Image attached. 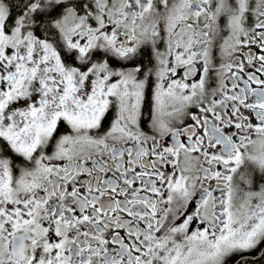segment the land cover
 Returning a JSON list of instances; mask_svg holds the SVG:
<instances>
[{
  "label": "snow or ice",
  "instance_id": "6c2138e0",
  "mask_svg": "<svg viewBox=\"0 0 264 264\" xmlns=\"http://www.w3.org/2000/svg\"><path fill=\"white\" fill-rule=\"evenodd\" d=\"M0 264H264V0H0Z\"/></svg>",
  "mask_w": 264,
  "mask_h": 264
},
{
  "label": "flooded vegetation",
  "instance_id": "af4514ba",
  "mask_svg": "<svg viewBox=\"0 0 264 264\" xmlns=\"http://www.w3.org/2000/svg\"><path fill=\"white\" fill-rule=\"evenodd\" d=\"M216 55H217V59H219V51H218V49L216 51ZM241 186H243V185H241Z\"/></svg>",
  "mask_w": 264,
  "mask_h": 264
}]
</instances>
